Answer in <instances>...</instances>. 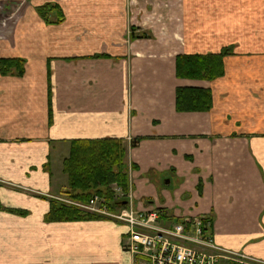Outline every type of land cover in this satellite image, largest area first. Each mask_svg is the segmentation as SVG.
Returning a JSON list of instances; mask_svg holds the SVG:
<instances>
[{"label":"crops","instance_id":"obj_1","mask_svg":"<svg viewBox=\"0 0 264 264\" xmlns=\"http://www.w3.org/2000/svg\"><path fill=\"white\" fill-rule=\"evenodd\" d=\"M48 2L62 22L40 16ZM16 3L8 36L0 24V58L25 61L0 72V204L25 213L0 209V264H133L124 223L45 219L70 142L108 137L134 208L211 217L215 244L264 264V0H0V15ZM224 47L222 75H176L177 55ZM178 87L209 89L210 109L178 111Z\"/></svg>","mask_w":264,"mask_h":264},{"label":"trees","instance_id":"obj_2","mask_svg":"<svg viewBox=\"0 0 264 264\" xmlns=\"http://www.w3.org/2000/svg\"><path fill=\"white\" fill-rule=\"evenodd\" d=\"M44 21L59 23L63 20L62 11L55 3H45L37 7ZM48 13L55 15L51 21ZM133 29V27L131 28ZM150 37L149 33L141 32L130 35L131 39ZM231 52V47H224L218 53L181 54L176 56V75L183 78L211 80L223 74L222 59ZM96 54L95 56H98ZM107 54H100L99 56ZM24 59L20 57L0 58L2 74L14 72L22 75ZM175 106L178 111H207L211 107L209 89L197 87H178L175 94ZM125 146L119 138L75 139L70 142L69 154L63 160V171L67 175L68 187L64 195L77 201L86 202L92 195L104 197L106 204L112 209L119 205L114 201L110 185L116 183L126 194L129 186L127 165L124 162ZM0 209L25 213L23 210ZM100 216L85 212L76 206L51 199V206L45 215L47 221H72L99 218ZM211 220V217H206Z\"/></svg>","mask_w":264,"mask_h":264},{"label":"built area","instance_id":"obj_3","mask_svg":"<svg viewBox=\"0 0 264 264\" xmlns=\"http://www.w3.org/2000/svg\"><path fill=\"white\" fill-rule=\"evenodd\" d=\"M114 201L124 205L110 208L104 197L92 195L86 202L65 196L55 199L79 209L124 223L127 231L122 247L132 257L133 264H259L242 253L221 247L212 238L211 220L207 216H182L166 219L158 208L139 210L133 206V195L126 194L116 184L110 185Z\"/></svg>","mask_w":264,"mask_h":264},{"label":"rangeland","instance_id":"obj_4","mask_svg":"<svg viewBox=\"0 0 264 264\" xmlns=\"http://www.w3.org/2000/svg\"><path fill=\"white\" fill-rule=\"evenodd\" d=\"M22 3H16L15 7L17 8L19 6V10H17V12H15V14L13 13V11H7L4 13V16L2 17V15H0V24L3 25L5 27V31L6 33L5 36H8V27L11 25V22L12 20H16V15L17 13H19L20 11L22 12L24 10L23 8V4L21 5ZM21 5V6H20ZM150 8V7H149ZM48 16L50 18L51 21L55 20L56 17H53V14L51 15V13H48ZM51 24V23H50ZM55 24V23H53ZM133 26H131L130 28H128V33H129V36L134 34L136 28L133 27V29H131ZM145 33H147L148 31H144ZM135 35V34H134ZM131 39V38H130ZM132 40V39H131ZM60 196H63V195H60Z\"/></svg>","mask_w":264,"mask_h":264},{"label":"water","instance_id":"obj_5","mask_svg":"<svg viewBox=\"0 0 264 264\" xmlns=\"http://www.w3.org/2000/svg\"><path fill=\"white\" fill-rule=\"evenodd\" d=\"M126 203V200L125 199H122L119 201V205H124Z\"/></svg>","mask_w":264,"mask_h":264}]
</instances>
